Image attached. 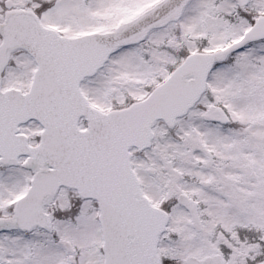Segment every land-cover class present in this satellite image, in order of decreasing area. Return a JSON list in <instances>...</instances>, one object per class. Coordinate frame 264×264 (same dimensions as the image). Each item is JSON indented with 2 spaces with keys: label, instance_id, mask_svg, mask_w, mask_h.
<instances>
[{
  "label": "snow or ice",
  "instance_id": "1",
  "mask_svg": "<svg viewBox=\"0 0 264 264\" xmlns=\"http://www.w3.org/2000/svg\"><path fill=\"white\" fill-rule=\"evenodd\" d=\"M0 264H264V0H0Z\"/></svg>",
  "mask_w": 264,
  "mask_h": 264
}]
</instances>
